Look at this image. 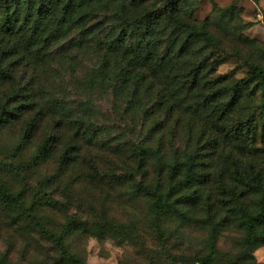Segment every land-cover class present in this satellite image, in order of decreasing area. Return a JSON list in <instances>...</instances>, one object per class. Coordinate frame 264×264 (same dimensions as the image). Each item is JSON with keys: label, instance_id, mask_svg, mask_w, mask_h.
<instances>
[{"label": "rangeland", "instance_id": "obj_1", "mask_svg": "<svg viewBox=\"0 0 264 264\" xmlns=\"http://www.w3.org/2000/svg\"><path fill=\"white\" fill-rule=\"evenodd\" d=\"M175 13L196 33L179 65L202 66L188 93L148 88L163 78L127 64L119 50L104 52L100 31L80 48L58 40L39 49L0 31V184L15 193L6 202L0 192V264H198L210 251V264H264V243L245 241L240 197L229 193L239 191L248 164L264 180V103L254 70L264 68V0H180ZM173 25L158 17L151 33L158 47ZM240 77L237 102L215 121ZM131 78H143V87L132 92ZM78 121L99 127L93 143L82 142ZM242 122L249 132L232 136ZM45 137L49 148L39 156ZM188 159L197 178L185 184ZM156 197L173 206L157 211Z\"/></svg>", "mask_w": 264, "mask_h": 264}, {"label": "trees", "instance_id": "obj_2", "mask_svg": "<svg viewBox=\"0 0 264 264\" xmlns=\"http://www.w3.org/2000/svg\"><path fill=\"white\" fill-rule=\"evenodd\" d=\"M160 1L156 8L137 13L134 9L142 7L146 0H0V31L22 36L26 45H35L36 49L46 47L58 40H64L73 48H80L86 43L84 38L91 31H100L104 38L101 44L104 52L119 50L120 54L126 58L127 64L131 61L135 64L136 61L142 68L149 66L153 75L159 74L163 78L154 86L152 83L147 84V87L154 89L157 94H161L168 86L177 91L181 89L186 93L193 92L197 86L196 79L200 76L202 66L192 63L179 65V62L181 56L185 57L191 52L188 46L196 35L192 32L194 26L176 15V5L180 0ZM162 14H167L174 25L167 33L163 47L160 48L156 39L151 37V33L158 17ZM183 30L186 34L180 39V32ZM103 70L101 66L100 75L103 74ZM254 70L260 77L264 103V68L254 66ZM136 72L144 73L137 70ZM142 77L146 78L144 74ZM166 77L170 79L165 80ZM143 78L141 82L139 78H131L132 92L143 87L145 82ZM245 82L246 77H240L229 85L228 95L222 100V112L214 116L215 121L222 117L223 112L232 109ZM212 95L213 93L210 92V96ZM201 101L198 103L199 106L203 102L207 103L205 100ZM209 114L207 112V115ZM4 118V112L1 110L0 123ZM242 124L244 125L243 122ZM90 127L92 129H89ZM77 130L82 137V142L93 143L99 127L78 121ZM26 131L22 134L23 138L27 136ZM232 132V136L245 134L249 132V127L245 124ZM49 144L50 138L45 137L37 147V154L39 156L44 154ZM67 159H69V149L65 147L60 160L66 162ZM182 176L185 184H190L194 178H197L189 159L182 171ZM238 180L239 191L235 194L233 191L229 193L236 200L240 197L238 218L245 231V241L250 244H262L264 243V228L260 226L264 224V180H262L259 169L251 164L241 169ZM0 192L6 202H15V193L8 192L1 184ZM182 195L192 198L195 196L193 192ZM250 195L256 197L253 203L246 201ZM154 205L157 211L163 212L166 206H173V202L166 203L156 197ZM211 232L213 234V229ZM54 239L64 251V246L58 237ZM210 246L213 249L212 242ZM211 258L212 252L210 251L197 261L198 264H210Z\"/></svg>", "mask_w": 264, "mask_h": 264}]
</instances>
